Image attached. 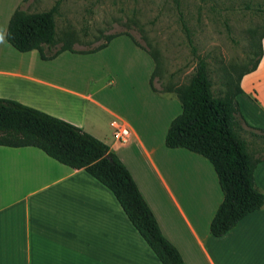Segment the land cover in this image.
I'll list each match as a JSON object with an SVG mask.
<instances>
[{
	"label": "crops",
	"instance_id": "1",
	"mask_svg": "<svg viewBox=\"0 0 264 264\" xmlns=\"http://www.w3.org/2000/svg\"><path fill=\"white\" fill-rule=\"evenodd\" d=\"M22 2L0 0V98L67 121L104 142L130 172L184 264H264V207L221 237L209 233L223 199L218 179L204 157L164 145L181 107L152 90V58L126 35L93 53L65 51L47 61L36 50L18 52L5 33ZM261 46L259 64L241 78L236 97L243 132L255 139L251 133L259 132L252 128L264 129V37ZM115 120L129 129L126 144L112 138ZM254 178L264 193V161ZM0 264L161 262L111 191L86 171L35 147L0 146Z\"/></svg>",
	"mask_w": 264,
	"mask_h": 264
},
{
	"label": "trees",
	"instance_id": "2",
	"mask_svg": "<svg viewBox=\"0 0 264 264\" xmlns=\"http://www.w3.org/2000/svg\"><path fill=\"white\" fill-rule=\"evenodd\" d=\"M59 6L60 0H56L46 11L29 12L19 5L8 20L6 42L21 53L36 50L40 58L47 61L65 51L93 53L104 48L114 37L126 35L152 58L154 71L150 85L157 92L153 86L157 58L128 33L108 35L102 45L87 51H77L67 43H59L55 39V16ZM180 19L191 43L181 13ZM263 37L264 34L260 37L259 50L253 52L254 61L237 75L236 82L228 79L223 83L220 96L213 91L206 60L199 56L189 83L173 91L181 112L170 122L164 145L169 149H186L212 165L223 195L209 225V233L214 237L225 235L244 217L264 207V193L256 187L254 178L255 168L264 158L250 151L241 135L243 129L236 99L241 93V78L259 64ZM252 129L259 132H252V135L264 138V129ZM0 146L35 147L73 170L86 171L111 191L129 222L161 264H184L178 250L163 236L130 172L104 142L67 121L0 98Z\"/></svg>",
	"mask_w": 264,
	"mask_h": 264
},
{
	"label": "rangeland",
	"instance_id": "3",
	"mask_svg": "<svg viewBox=\"0 0 264 264\" xmlns=\"http://www.w3.org/2000/svg\"><path fill=\"white\" fill-rule=\"evenodd\" d=\"M55 1L28 0L22 8L46 11ZM117 33L130 34L156 56L155 93L177 100L173 91L189 83L199 56L220 96L223 83L236 82L256 57L264 34V0H60L55 16L59 43L87 51ZM241 135L250 151L264 158V138Z\"/></svg>",
	"mask_w": 264,
	"mask_h": 264
},
{
	"label": "built area",
	"instance_id": "4",
	"mask_svg": "<svg viewBox=\"0 0 264 264\" xmlns=\"http://www.w3.org/2000/svg\"><path fill=\"white\" fill-rule=\"evenodd\" d=\"M112 138L119 144H126L130 139L128 127L119 120L112 123Z\"/></svg>",
	"mask_w": 264,
	"mask_h": 264
}]
</instances>
